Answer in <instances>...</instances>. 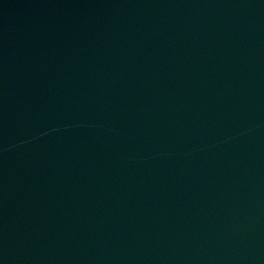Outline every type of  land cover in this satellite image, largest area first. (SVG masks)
Segmentation results:
<instances>
[{
    "label": "water",
    "instance_id": "95a60500",
    "mask_svg": "<svg viewBox=\"0 0 264 264\" xmlns=\"http://www.w3.org/2000/svg\"><path fill=\"white\" fill-rule=\"evenodd\" d=\"M19 264H264V0L210 1Z\"/></svg>",
    "mask_w": 264,
    "mask_h": 264
}]
</instances>
